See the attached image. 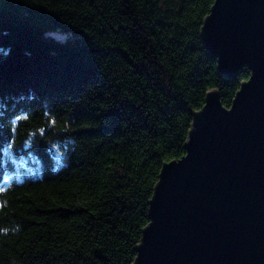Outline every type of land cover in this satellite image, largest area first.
I'll return each instance as SVG.
<instances>
[{
	"label": "trees",
	"instance_id": "16d2710c",
	"mask_svg": "<svg viewBox=\"0 0 264 264\" xmlns=\"http://www.w3.org/2000/svg\"><path fill=\"white\" fill-rule=\"evenodd\" d=\"M213 1L0 0V264L134 262L192 112L249 76L202 41Z\"/></svg>",
	"mask_w": 264,
	"mask_h": 264
},
{
	"label": "water",
	"instance_id": "95a60500",
	"mask_svg": "<svg viewBox=\"0 0 264 264\" xmlns=\"http://www.w3.org/2000/svg\"><path fill=\"white\" fill-rule=\"evenodd\" d=\"M200 35L218 72L192 112L185 153L162 164L132 264H264V0H214Z\"/></svg>",
	"mask_w": 264,
	"mask_h": 264
},
{
	"label": "rangeland",
	"instance_id": "374dc122",
	"mask_svg": "<svg viewBox=\"0 0 264 264\" xmlns=\"http://www.w3.org/2000/svg\"><path fill=\"white\" fill-rule=\"evenodd\" d=\"M49 34L58 39H63L66 36V33L61 32V31H51L49 32Z\"/></svg>",
	"mask_w": 264,
	"mask_h": 264
}]
</instances>
